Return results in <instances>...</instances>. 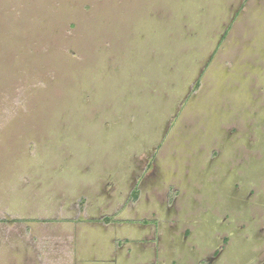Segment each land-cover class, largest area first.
<instances>
[{"label":"rangeland","instance_id":"1","mask_svg":"<svg viewBox=\"0 0 264 264\" xmlns=\"http://www.w3.org/2000/svg\"><path fill=\"white\" fill-rule=\"evenodd\" d=\"M263 191L264 0H0V264L259 249Z\"/></svg>","mask_w":264,"mask_h":264},{"label":"flooded vegetation","instance_id":"2","mask_svg":"<svg viewBox=\"0 0 264 264\" xmlns=\"http://www.w3.org/2000/svg\"><path fill=\"white\" fill-rule=\"evenodd\" d=\"M132 193H133V191H132ZM252 194H253V192L249 193V195H252ZM262 197H263L262 209L264 211V191L262 193ZM105 220H102V221L100 220L97 222V224L106 225V226L112 225L110 222H107V224L105 222H103ZM207 220H208V222L203 220V221H201V223H202V225H204V228H205V226H207V229H209L211 227L210 224L213 222L209 221L208 218H207ZM117 223H119V222H115V223L113 222V224H117ZM127 223H129V222H127ZM122 224H124V223H122ZM129 224L134 226L136 224V222H132ZM138 224H140V223H138ZM146 225H149V224L146 223ZM238 230H239V232H242L243 235H247V238H249L250 244L255 243V246L259 245V249L254 248L252 250H250V249L249 250L248 249L242 250V248H240L241 246L237 247V244H235V243H231V245H230V239H231L230 235L229 236L227 235L226 237L221 239L219 243L217 241L212 242V243H217L215 246H213V245H211L210 240H207L208 244L205 243L206 240H203L204 239L203 238L204 232L201 229H196L193 233L190 234L191 236H193L192 237L193 241L192 242L190 241V243H191V245H195L194 247H198L197 244H199V246H201V248H203V250H201V253L199 252L200 253L199 255L197 254L193 258H189V260L186 261L187 262L186 264H224L225 262H227V261H225L224 256H226V253L229 251V249H228L229 245H230V247H232V245H234V246L236 245L234 253H233V257L235 259L230 260L229 264L234 263L236 260L239 261V264H264V247H263L264 246V222H263V226L261 228H254L253 230H251L250 228H246L244 226V224H242V225L238 226ZM233 231L234 230H232V232ZM190 235H189V233H186V234H184V236L178 237V240L181 242V244L183 243V241H184V243H188L186 239ZM158 241H159V235H158V233L155 232V233H153L152 240L147 241V239L144 238L143 241L134 242V244H131V246H129L127 248V251H125V253L123 254L122 248L125 245H128L127 243H129V242H126L124 240H122V241L117 240L115 243L114 249H112V251H111L112 254L109 256L111 259L109 260V258L107 257L108 262H109V264H118L117 263L118 259H115L114 258L115 256H117V257L121 256V257H124V259L126 258V256L132 257L134 252H136L137 254H140L141 250L146 245L147 246L153 245L154 247L156 246V248H157L160 246V243ZM176 242H174L173 244L175 246H179L178 244H175ZM158 249L159 248H157V250ZM174 251L179 252V249L176 248ZM144 253H146V251H144ZM163 258H165V257L159 251V254L156 255V261H153L152 264H163V262H162ZM240 261H242V263H240ZM139 262H137L136 264H140ZM76 264H78V263H76ZM167 264H176V262L172 260L171 262H167Z\"/></svg>","mask_w":264,"mask_h":264},{"label":"trees","instance_id":"3","mask_svg":"<svg viewBox=\"0 0 264 264\" xmlns=\"http://www.w3.org/2000/svg\"><path fill=\"white\" fill-rule=\"evenodd\" d=\"M198 87H199V85H198V83H196L195 85H194V87H193V91L195 92L197 89H198ZM137 191L136 190H134L133 191V193H132V199H137ZM107 220V219H106Z\"/></svg>","mask_w":264,"mask_h":264}]
</instances>
